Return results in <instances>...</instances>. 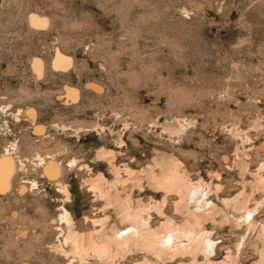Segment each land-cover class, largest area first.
<instances>
[{
	"label": "rangeland",
	"instance_id": "374dc122",
	"mask_svg": "<svg viewBox=\"0 0 264 264\" xmlns=\"http://www.w3.org/2000/svg\"><path fill=\"white\" fill-rule=\"evenodd\" d=\"M56 51L71 64L55 68ZM9 154L0 264H260L264 0H0V158ZM169 171L189 188L182 203L160 185ZM138 207L152 230L199 217L212 253L107 256L101 242L128 233L124 210ZM71 233L98 248L74 252Z\"/></svg>",
	"mask_w": 264,
	"mask_h": 264
},
{
	"label": "bare ground",
	"instance_id": "6f19581e",
	"mask_svg": "<svg viewBox=\"0 0 264 264\" xmlns=\"http://www.w3.org/2000/svg\"><path fill=\"white\" fill-rule=\"evenodd\" d=\"M37 16L35 15V17H37ZM29 20L32 24L35 23V24L40 25V26L44 25V20H37V19L35 20L33 18H31ZM63 55H65V54H63ZM63 55L57 54V51H56V55H55L54 60H53V66L55 68H66L69 64H71V58H68V57L63 56ZM41 63L42 62L37 60V59L33 61V68L37 73H39L42 70L41 69L42 68ZM76 93L77 92L74 89L68 88V90H67V96L70 98H74L75 96H77ZM20 113L22 115L26 116L27 118H30V119L34 118L35 119V117H34L35 112H34L33 108H26L24 110H21ZM34 119H33V121H34ZM40 130H42V127L36 126L35 131H40ZM5 155H4V157L0 158V189H3V191L7 187L9 188L10 176L14 170V162H13L14 160H12L11 155L10 154H9L10 156H5ZM41 165L43 168V172L48 177H50V178H53L54 176L57 177L56 174L59 173L58 172L59 167L57 166V164L55 162H53L52 160H49V161L43 160V161H41ZM170 171H169V174H167L163 177L162 181L160 182V185H162L163 188H165L166 190H171V189L176 190L178 193V196H179L178 201L184 202V200L186 198L185 193L189 190V188L187 186L185 187V184H184V186H180V185L176 186L177 180H179L178 175H175L174 173L170 174ZM182 178H183V176L181 177V179ZM184 182H185V180H184ZM180 184H181V182H180ZM194 189L195 188H193L192 191ZM192 191L190 190L191 195L193 194ZM199 194H200V192H199ZM199 194H198V196H199ZM189 195H190V193H189ZM203 195H204V193L202 194V196L200 194V198L203 197ZM195 197H197V195H195ZM197 198H196V200L199 199V198L198 199ZM191 200H193V199H191ZM191 200L189 198V201H191ZM200 201L201 200H199V204H201ZM116 202H118V201H116ZM126 202L123 206H127L130 203V202H128V204H126ZM197 204L195 206L199 205V204L198 205ZM123 206L121 205V208ZM209 206H210V204H209ZM130 209L129 208L125 209L124 214H123V215H125L124 217L128 221L131 222V224L129 223L131 225V227H129L130 231L128 232V230L126 229V231L128 233H124L125 231L121 232L122 234H116L117 232L113 233L111 237H107L104 241H102L101 245L99 246V249H101L104 253H106L107 256L112 257L113 255L115 256V254L118 255L117 253L120 254L123 252V249L125 250L131 246L141 247V248L145 249L147 252L156 254V256L158 258H162L163 256H166V255L189 253L192 256V259L194 261L195 260V257H194L195 253L200 249L203 251V252L201 251L203 254L205 253V257L208 256L210 253H212L213 242L208 235L209 232L207 231L208 232L207 233L205 230H201L202 227L200 226V219H198L199 217L193 219L192 221L187 219L186 222L184 221L185 224L180 225V226L174 225V222L171 223L172 220L169 219L171 222L167 221V225L165 227L162 226L160 229L158 228L157 230L156 229L152 230L148 226L147 222L142 217V214L144 211L143 208L138 207L136 210H134L133 213L131 212ZM184 209H187V208H184ZM195 209H197V207ZM245 210H247V209H245ZM187 211H188V209H187ZM206 211H205V213H206ZM188 212H190V211H188ZM188 212H187V214L192 217L193 216L192 212H191V214ZM209 212H210V210H209ZM212 212H210V214H212ZM247 214H248V212H247ZM191 217H189V218H191ZM60 218L64 219V221L68 222V216H67L66 212H63L61 214ZM148 220H149V218H148ZM68 238L72 241V244H73L72 245L73 248L72 247L71 248L73 249L74 252H76L78 254H82V253H86V252H88V253L94 252L95 249L98 248V243H96L94 238L91 237L90 235H86V234L83 235L81 233L80 234L71 233L68 235ZM184 239L186 241V244H182V241ZM126 253H127V251H126ZM22 264H27V263H22ZM137 264H147V263L142 262V263H137ZM260 264H264V250L260 252Z\"/></svg>",
	"mask_w": 264,
	"mask_h": 264
}]
</instances>
